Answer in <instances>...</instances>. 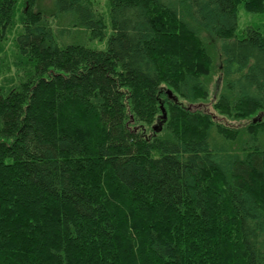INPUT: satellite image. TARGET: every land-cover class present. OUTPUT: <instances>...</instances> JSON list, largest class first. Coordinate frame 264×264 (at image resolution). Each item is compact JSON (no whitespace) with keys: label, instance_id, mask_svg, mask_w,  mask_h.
Returning <instances> with one entry per match:
<instances>
[{"label":"trees","instance_id":"16d2710c","mask_svg":"<svg viewBox=\"0 0 264 264\" xmlns=\"http://www.w3.org/2000/svg\"><path fill=\"white\" fill-rule=\"evenodd\" d=\"M25 1L30 69L0 87V264H264V31L236 35L239 4L264 0H110L108 19ZM17 4L0 0L2 33ZM62 15L110 28L107 48L61 43ZM216 70L215 109L247 124L203 108Z\"/></svg>","mask_w":264,"mask_h":264},{"label":"rangeland","instance_id":"374dc122","mask_svg":"<svg viewBox=\"0 0 264 264\" xmlns=\"http://www.w3.org/2000/svg\"><path fill=\"white\" fill-rule=\"evenodd\" d=\"M34 8L40 9L43 8L47 12L55 9L52 0H34ZM95 8L98 12L103 13L104 17L108 19L109 9L111 5L110 0H94ZM17 14L14 18V25L11 30H8L5 33H2L0 30V87L11 89L15 84L23 80L26 76V73L30 69V66L27 64L26 58H24L18 51L16 47V35L18 32L22 31L20 23V9H28L29 4L25 0H18L17 4ZM239 15V25L236 32L237 36H242L245 33L246 29L249 27H257L264 31V10L257 11L248 7L245 2L239 4L238 7ZM51 24L54 27L55 32L60 34V42L65 44H80L85 45L90 48L95 49H106L108 46V39L111 33L110 28L107 31L106 36L103 39L93 38L91 33L86 27L83 26H73L70 18L64 17V15L59 17H50ZM1 28V27H0ZM61 31V33H60ZM219 58L217 65H219ZM28 68V69H27ZM217 68V67H216ZM27 71V72H26ZM216 75L213 80L211 87V92L209 98L204 101V109L214 114L217 120L223 122L226 125L239 127L247 124L251 119L244 120H235L226 117L218 112L215 109L214 104L217 102L218 90L216 88V83L220 78L219 71H215ZM170 91V90H169ZM172 93V92H171ZM166 112V111H165ZM167 113V112H166ZM259 118L260 122L264 121V112H259L257 115L253 116V119ZM159 126L160 124H157Z\"/></svg>","mask_w":264,"mask_h":264},{"label":"water","instance_id":"95a60500","mask_svg":"<svg viewBox=\"0 0 264 264\" xmlns=\"http://www.w3.org/2000/svg\"><path fill=\"white\" fill-rule=\"evenodd\" d=\"M168 93L171 95V91H168ZM164 113H165V110H164ZM164 118H166V115L164 114Z\"/></svg>","mask_w":264,"mask_h":264},{"label":"snow or ice","instance_id":"6c2138e0","mask_svg":"<svg viewBox=\"0 0 264 264\" xmlns=\"http://www.w3.org/2000/svg\"><path fill=\"white\" fill-rule=\"evenodd\" d=\"M165 253H162V255H164Z\"/></svg>","mask_w":264,"mask_h":264}]
</instances>
